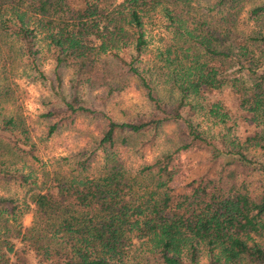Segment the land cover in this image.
Masks as SVG:
<instances>
[{"label": "trees", "instance_id": "obj_1", "mask_svg": "<svg viewBox=\"0 0 264 264\" xmlns=\"http://www.w3.org/2000/svg\"><path fill=\"white\" fill-rule=\"evenodd\" d=\"M247 1L0 0V33L47 85L46 136L78 116L98 120L92 142L61 157L64 168L34 176L8 160L36 159L22 117H0V185L23 191L0 193V264H264V0L243 11ZM162 3L181 38L173 101L137 67L141 16ZM129 77L150 108L117 120L104 104ZM9 98L0 85V101ZM181 152L195 164L173 186Z\"/></svg>", "mask_w": 264, "mask_h": 264}, {"label": "rangeland", "instance_id": "obj_2", "mask_svg": "<svg viewBox=\"0 0 264 264\" xmlns=\"http://www.w3.org/2000/svg\"><path fill=\"white\" fill-rule=\"evenodd\" d=\"M259 0L247 1L242 6L244 11ZM172 12L170 7L162 3L152 10L147 11L141 16V31L144 44L141 46L137 56V67L145 70L151 79L154 90L162 100L173 101L178 95L168 77L169 70H173L177 64V58H181L182 48L179 46L181 38L174 31L173 26L177 21L169 22L167 14ZM250 25L252 20H246ZM38 56L41 68L49 74L53 65V59L47 47L46 40L40 35L37 39ZM23 56H19L16 45L9 37H4L0 33V85L7 87L11 94L8 102L12 105L0 101V117L8 115L15 109L23 119L26 129L25 135L28 140L34 143L33 154L36 159H31L26 155L24 160L15 157H6L10 160V166L18 167L23 171L39 175L43 170L62 169L65 164L61 161L63 155L68 154L71 149L81 146L85 142H92L96 135L98 120L89 116H78L72 125L62 130L46 136L45 127L47 120L39 116L40 112L46 107L51 97L48 95L47 85L39 78H31L26 73L29 69ZM64 82L67 84L69 73L63 70ZM69 85V84H68ZM96 90H94L95 92ZM90 94V93H87ZM99 107L100 105H96ZM104 111L117 120H125L134 117L136 114L146 112L150 105L146 100L138 81L135 78L127 79L126 87L118 94L110 97L104 104ZM165 131L169 127H164ZM1 133V132H0ZM4 134V133H1ZM23 134V133H22ZM18 136V135H17ZM23 135H21L22 137ZM19 137V136H18ZM157 146L146 147L143 149L146 159L152 157L161 146V140L157 137ZM18 144L21 145L20 142ZM26 148H30L26 146ZM173 159L179 169L170 181V185L177 186L183 182V171L195 164L194 155L181 152ZM189 157L188 162H182L184 157ZM51 172V171H50ZM0 193L11 194L17 198H22L23 191L20 188L9 184L0 185ZM22 223L29 224L31 213L22 215ZM152 263V261H150ZM196 264H205V258L201 257Z\"/></svg>", "mask_w": 264, "mask_h": 264}]
</instances>
